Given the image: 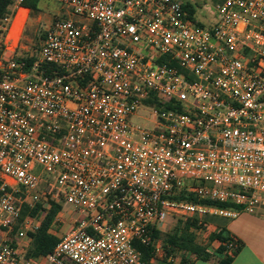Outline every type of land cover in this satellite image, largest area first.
<instances>
[{
  "label": "built area",
  "instance_id": "built-area-1",
  "mask_svg": "<svg viewBox=\"0 0 264 264\" xmlns=\"http://www.w3.org/2000/svg\"><path fill=\"white\" fill-rule=\"evenodd\" d=\"M23 1L0 21V264H146L154 226L240 213L183 191L264 209V0H217L208 26L180 0H54L79 18L30 66ZM60 199L74 226L27 256L47 211L14 233L23 207Z\"/></svg>",
  "mask_w": 264,
  "mask_h": 264
},
{
  "label": "trees",
  "instance_id": "trees-1",
  "mask_svg": "<svg viewBox=\"0 0 264 264\" xmlns=\"http://www.w3.org/2000/svg\"><path fill=\"white\" fill-rule=\"evenodd\" d=\"M40 1L41 0H24L22 6L28 8L32 12H37L40 9ZM181 3L189 14L194 16L195 10L192 5L185 2L183 3L182 1ZM14 4L15 0H0V21L14 12ZM195 22L198 25L204 26L201 22ZM37 36L44 39L46 31L40 32ZM36 54L37 53H34L32 56H20L19 59L25 60L27 65L30 66L32 62L36 60ZM50 67L51 68H47L49 73L53 70H58L55 66ZM179 198L200 201L218 207H234L232 203L228 202L211 201L208 199L199 200L196 194L185 191H183ZM46 204H49L50 207L47 208ZM61 208L62 205L54 200L39 202L33 209L26 205L23 207L21 217L14 227V233L19 228V222L25 216L38 215L42 211H47L40 227L35 232L31 233L32 242L28 249L27 256L47 255L60 242V238L50 231V227ZM217 217L221 216L207 214L203 217H199L198 215H194L186 220H177L174 223L173 229L170 231H164L158 226H154L152 228L151 241L148 243L135 241L134 245L141 252L142 258L146 264H192L188 256L189 254H195L200 259H208L213 253L221 255V264H230L233 260V255L237 253L239 247L233 252V255L228 253L225 243L233 238L230 236L223 219L220 221ZM214 224L217 225V229L210 234L209 243L204 244L202 242V236L197 234L196 230L201 227L210 229L211 225ZM216 240L220 241L221 245L213 252L210 247L211 243ZM158 248L161 249L160 253H157ZM174 258L179 259L176 261ZM66 264H74V262L68 260Z\"/></svg>",
  "mask_w": 264,
  "mask_h": 264
},
{
  "label": "crops",
  "instance_id": "crops-1",
  "mask_svg": "<svg viewBox=\"0 0 264 264\" xmlns=\"http://www.w3.org/2000/svg\"><path fill=\"white\" fill-rule=\"evenodd\" d=\"M21 9L25 13L30 12L24 6ZM75 215L77 213L68 204H65L62 211L59 212V219H61L62 225L59 229L55 225L52 233L61 238L74 226ZM232 219L231 228H228L227 225L226 228L230 236L239 244V250L233 255V260L230 264H264V209L244 210ZM248 222H252L254 228H250ZM244 223L247 225L243 226ZM216 229L217 225H211L210 229L203 234L202 242L204 244L209 243V236ZM220 245V241H213L210 247L211 251L215 252ZM188 256L192 264H221V255L217 253H213L208 259H200L195 254H189Z\"/></svg>",
  "mask_w": 264,
  "mask_h": 264
},
{
  "label": "rangeland",
  "instance_id": "rangeland-1",
  "mask_svg": "<svg viewBox=\"0 0 264 264\" xmlns=\"http://www.w3.org/2000/svg\"><path fill=\"white\" fill-rule=\"evenodd\" d=\"M183 3H189L195 10L194 16L196 17V21L203 23L204 25H211L216 22V12L214 9V4L217 0H181ZM40 9L37 12L30 11L26 12V21L23 27L21 28L22 34L20 38L19 48L17 50L18 55H23L27 53H37L43 39L38 37L37 35L40 32L46 31L54 22L59 18L65 17H74L76 19L79 16L72 14L71 10L61 3L54 0H41L40 1ZM25 13V12H24ZM62 205V209L65 206L64 200L60 199L59 202ZM233 210L244 211L241 206L233 207ZM218 220L225 222L228 228H231V223L233 222L232 218H222L217 217ZM176 222V221H175ZM171 222L167 224L163 230L170 231L174 227V223ZM250 224V228H254L252 222H248ZM55 225H57V229L62 225V221H56ZM215 225V224H214ZM247 224H243L245 226ZM59 232V230H57Z\"/></svg>",
  "mask_w": 264,
  "mask_h": 264
},
{
  "label": "bare ground",
  "instance_id": "bare-ground-1",
  "mask_svg": "<svg viewBox=\"0 0 264 264\" xmlns=\"http://www.w3.org/2000/svg\"><path fill=\"white\" fill-rule=\"evenodd\" d=\"M23 12V11H22Z\"/></svg>",
  "mask_w": 264,
  "mask_h": 264
}]
</instances>
